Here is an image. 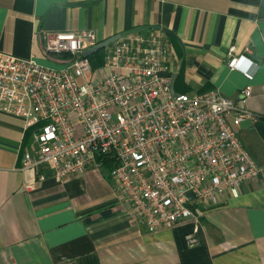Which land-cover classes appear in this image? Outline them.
I'll return each mask as SVG.
<instances>
[{
	"label": "crops",
	"instance_id": "obj_1",
	"mask_svg": "<svg viewBox=\"0 0 264 264\" xmlns=\"http://www.w3.org/2000/svg\"><path fill=\"white\" fill-rule=\"evenodd\" d=\"M137 27L171 44L175 93L237 100L251 87L239 105L255 121L237 125L232 113L229 123L264 167V0H0V53L45 68L67 64L45 56L47 35L92 33L100 43ZM231 55L238 70L227 67ZM30 142L22 119L0 113V264H264V175L217 207L198 203L197 223L149 233L107 172L57 183L49 168L23 170Z\"/></svg>",
	"mask_w": 264,
	"mask_h": 264
},
{
	"label": "built area",
	"instance_id": "obj_2",
	"mask_svg": "<svg viewBox=\"0 0 264 264\" xmlns=\"http://www.w3.org/2000/svg\"><path fill=\"white\" fill-rule=\"evenodd\" d=\"M97 44L92 33L47 35L45 56L67 59L59 69L0 53V113L30 131L23 170L49 168L57 183L107 172L149 233L197 223L198 203L217 207L227 191L264 175L229 123L232 113L237 125L255 121L239 105L250 86L237 100L212 91L173 96L164 37L122 36L92 68L83 53ZM240 58L231 55L227 67L238 70ZM196 232L186 237L190 247Z\"/></svg>",
	"mask_w": 264,
	"mask_h": 264
},
{
	"label": "water",
	"instance_id": "obj_3",
	"mask_svg": "<svg viewBox=\"0 0 264 264\" xmlns=\"http://www.w3.org/2000/svg\"><path fill=\"white\" fill-rule=\"evenodd\" d=\"M151 28H154V27H137V28L125 31V32H123L121 34L115 35L113 37H110L109 39H106L105 41H102V42L98 43L97 45H95L94 47H92L91 49L85 51L83 53V56L84 57H88L90 55H93L94 53L104 49L106 46H108L111 43L115 42L116 40H118L122 36H126V35L131 34V33L140 32V31H143L145 29H151ZM174 79L175 78H173V80L171 81V93H172L173 96L176 94L174 92V89H173Z\"/></svg>",
	"mask_w": 264,
	"mask_h": 264
},
{
	"label": "trees",
	"instance_id": "obj_4",
	"mask_svg": "<svg viewBox=\"0 0 264 264\" xmlns=\"http://www.w3.org/2000/svg\"><path fill=\"white\" fill-rule=\"evenodd\" d=\"M102 52L103 49L87 57L92 68L99 67L102 64Z\"/></svg>",
	"mask_w": 264,
	"mask_h": 264
}]
</instances>
